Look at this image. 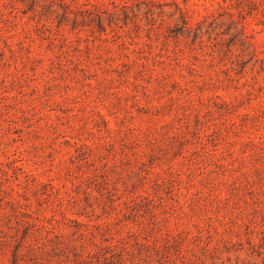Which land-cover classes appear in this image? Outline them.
I'll use <instances>...</instances> for the list:
<instances>
[{"label": "rangeland", "instance_id": "1", "mask_svg": "<svg viewBox=\"0 0 264 264\" xmlns=\"http://www.w3.org/2000/svg\"><path fill=\"white\" fill-rule=\"evenodd\" d=\"M131 2L0 0V264H264V0Z\"/></svg>", "mask_w": 264, "mask_h": 264}, {"label": "trees", "instance_id": "2", "mask_svg": "<svg viewBox=\"0 0 264 264\" xmlns=\"http://www.w3.org/2000/svg\"><path fill=\"white\" fill-rule=\"evenodd\" d=\"M151 2V0H149ZM251 2L252 0H247ZM46 11L54 16V19L57 22V26L62 25L65 21H71V27L75 28L77 25H82L84 21L88 23L96 22L98 26L102 27V21L104 20L102 14H106L109 19L117 16L118 11H124L128 9L133 2L131 0L118 1L116 0H85V2L79 3L75 5V9L71 6L70 0H46ZM112 5V8H109V5ZM178 19L181 23L179 27L180 32L190 34L192 33L194 38H198L201 35V27L204 23V19L198 20L195 23V26L192 27L187 22V11L181 8L177 9ZM70 15L72 17L70 18ZM240 37V45L245 48L250 46L249 41L243 34L239 31L237 34ZM243 48L242 51L245 49ZM125 202L129 204L132 202L131 199L126 196ZM68 244V242L64 243ZM91 244L97 248L101 247V245L96 243L94 240H91ZM68 246H65L67 248ZM110 248V245L105 246ZM73 249L75 250L72 254L75 256L74 259H70L69 255L63 251V248L60 249L62 251V257L58 260L60 264H72V262H76L77 258H83V255H89L90 251H88L85 245L74 244ZM13 262L17 263L16 253H13ZM77 263V262H76Z\"/></svg>", "mask_w": 264, "mask_h": 264}]
</instances>
